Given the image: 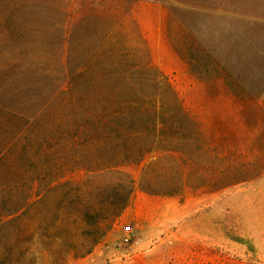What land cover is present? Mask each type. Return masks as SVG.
<instances>
[{
  "label": "rangeland",
  "instance_id": "374dc122",
  "mask_svg": "<svg viewBox=\"0 0 264 264\" xmlns=\"http://www.w3.org/2000/svg\"><path fill=\"white\" fill-rule=\"evenodd\" d=\"M0 264H264V0H0Z\"/></svg>",
  "mask_w": 264,
  "mask_h": 264
},
{
  "label": "trees",
  "instance_id": "16d2710c",
  "mask_svg": "<svg viewBox=\"0 0 264 264\" xmlns=\"http://www.w3.org/2000/svg\"><path fill=\"white\" fill-rule=\"evenodd\" d=\"M84 75L85 74L81 75V78L74 79L72 82V117L74 124H78L79 122V125H88L91 128L98 129L101 125L103 129L107 131L106 133H112L117 138H120L121 129L123 127L138 124L135 123L138 111L141 113H148L146 106H133V104L130 103L138 101L139 104H143L145 102L144 99L146 96L145 93H142V86H138V83H131L128 80H117L105 83L106 89L104 91L108 92L111 97L112 95L117 97H112V108H106L105 106L100 112L101 118L96 119L90 116L81 117L82 112H85L86 109L90 107L88 106L89 104L94 106L91 100L96 94V89L99 87V83L96 81L82 79ZM169 87H171L170 84ZM134 90L139 91L140 95L132 97ZM172 90L175 92L174 89ZM141 95L142 99H139Z\"/></svg>",
  "mask_w": 264,
  "mask_h": 264
},
{
  "label": "built area",
  "instance_id": "2783aa9c",
  "mask_svg": "<svg viewBox=\"0 0 264 264\" xmlns=\"http://www.w3.org/2000/svg\"><path fill=\"white\" fill-rule=\"evenodd\" d=\"M127 229H130V227H127Z\"/></svg>",
  "mask_w": 264,
  "mask_h": 264
}]
</instances>
